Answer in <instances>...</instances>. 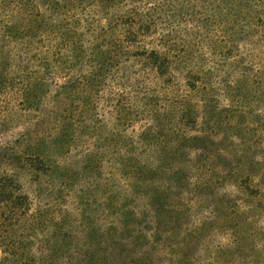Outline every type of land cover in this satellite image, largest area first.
Here are the masks:
<instances>
[{
  "label": "trees",
  "instance_id": "1",
  "mask_svg": "<svg viewBox=\"0 0 264 264\" xmlns=\"http://www.w3.org/2000/svg\"><path fill=\"white\" fill-rule=\"evenodd\" d=\"M262 103L264 0H0V264H264Z\"/></svg>",
  "mask_w": 264,
  "mask_h": 264
},
{
  "label": "rangeland",
  "instance_id": "2",
  "mask_svg": "<svg viewBox=\"0 0 264 264\" xmlns=\"http://www.w3.org/2000/svg\"><path fill=\"white\" fill-rule=\"evenodd\" d=\"M251 129H259V125L264 123V104L262 103L261 105H256L255 109L252 113V119H251ZM259 134H261V139L264 137V127L260 128ZM263 135V136H262ZM247 138L250 140L252 143V146H254L255 151H257V156L261 153L260 149H258L260 146V141H258V138L254 133H247ZM29 189V188H28Z\"/></svg>",
  "mask_w": 264,
  "mask_h": 264
}]
</instances>
